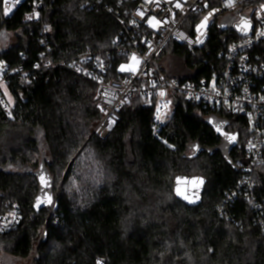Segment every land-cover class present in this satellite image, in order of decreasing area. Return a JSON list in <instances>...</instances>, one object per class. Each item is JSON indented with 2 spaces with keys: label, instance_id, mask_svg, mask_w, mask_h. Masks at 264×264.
Segmentation results:
<instances>
[{
  "label": "trees",
  "instance_id": "16d2710c",
  "mask_svg": "<svg viewBox=\"0 0 264 264\" xmlns=\"http://www.w3.org/2000/svg\"><path fill=\"white\" fill-rule=\"evenodd\" d=\"M31 2L11 18H4L0 7V36L11 32L17 38L0 52V61L29 67L37 60L43 23L51 25L54 60L74 56L84 46L108 49L122 34L110 13L89 9L81 0H46L42 18L26 22ZM223 27L212 25L202 50L168 43L160 60L174 54L188 73L167 72L161 64L162 70L179 82L209 75L220 64L217 54L240 38L237 30ZM121 59L113 55L108 77H116ZM8 91L13 108L10 117L0 115V139L9 130L21 138L8 149L6 162L29 170H0V211L14 202L22 205L17 227L0 232V250L33 264H98L99 259L103 264H264V223L252 220L255 207L241 192L228 201L242 174L219 151L191 156L194 151L189 149L220 146L223 137L211 120L220 121L226 133L238 134L231 152L236 163L247 140L242 118L212 112L174 93L169 119L155 136L154 104L135 94L116 131L102 139L94 133L102 115L93 80L54 67L28 79L13 77ZM72 161L60 187L64 174L59 178V172H66ZM42 165L50 176L47 190L53 198L57 195L54 211L52 204L34 208L39 192L35 172ZM178 176L207 180L199 205L188 206L176 197ZM252 177L257 182L253 197L262 203L264 165L255 168Z\"/></svg>",
  "mask_w": 264,
  "mask_h": 264
},
{
  "label": "built area",
  "instance_id": "2783aa9c",
  "mask_svg": "<svg viewBox=\"0 0 264 264\" xmlns=\"http://www.w3.org/2000/svg\"><path fill=\"white\" fill-rule=\"evenodd\" d=\"M29 1L0 2L3 17L11 18ZM81 1L89 9L103 8L110 13L122 28L120 37L115 38L108 49L93 51L90 46H84L74 56L54 60V45L49 39L51 25L41 24L38 41L43 49L38 52L37 60L29 67L0 61V115L11 116L13 103L7 99V94L10 95L8 85L13 77L28 79L35 72L62 67L96 83V101L102 118L94 133L102 139L116 131L123 121L124 109L135 94L143 96L148 104H154L152 133L155 136L169 119L174 93L212 112L238 116L245 121L247 140L244 155L235 165L239 169H251V173L242 174L228 201H233L237 192L244 193L256 209L252 220L263 224L264 202L253 197L257 182L252 173L264 165V0H232V6L228 5V0ZM45 2L32 0L24 20L42 18ZM178 3L180 7H176ZM6 6H12L8 16L3 14ZM198 15L201 16L198 20L191 18ZM29 16L33 18L28 19ZM235 20L243 26L241 30L235 28ZM214 23L220 27L230 25L229 29L237 30L240 35L217 54L219 66L198 81L179 82L170 78L160 63L168 43L202 50L210 41ZM114 54L122 59L115 68L116 77L110 78ZM21 57L27 59L25 54ZM122 66L125 71H121ZM56 208L54 203L52 210ZM21 219L22 205L18 202L7 205L5 211H0V232L16 228ZM45 235L43 232L42 239ZM98 261L103 264V260Z\"/></svg>",
  "mask_w": 264,
  "mask_h": 264
},
{
  "label": "water",
  "instance_id": "95a60500",
  "mask_svg": "<svg viewBox=\"0 0 264 264\" xmlns=\"http://www.w3.org/2000/svg\"><path fill=\"white\" fill-rule=\"evenodd\" d=\"M229 26H224L223 29H229ZM211 123L216 127L218 132L223 137V142L220 146H218L215 149L212 150H204L199 145H193L189 149L193 150L194 153L191 154V156L199 155L201 152H208L209 154H214L215 152H221L223 159L225 162L237 173L239 174H249L251 173V169H239L236 167L232 157L231 152L235 146H237L239 137L238 134L234 133H226L225 127L226 124L220 121L211 120ZM229 137H235L234 140L229 139ZM85 146V145H84ZM73 161L70 163L68 169L65 172V175L63 177V180L61 182V186L64 182V179L66 178V175L72 165ZM36 176L38 177L39 181V192L34 202V208L39 211L42 206L44 205H53L54 203H57V195L55 198L51 196V192H48L49 182H50V176L48 174V171L45 169L44 165L41 166L40 170L35 172ZM41 176L44 177V181H41ZM179 181V182H178ZM202 181V183H201ZM207 180L204 177L201 176H195V177H186V176H178L175 179V186L174 191L177 198L182 200L184 203H186L188 206H196L199 205L203 198V193L206 187ZM179 192V194H177ZM50 197V202H49ZM40 200L41 203L39 206H37V200ZM35 257V256H34ZM31 264H33V260L31 261Z\"/></svg>",
  "mask_w": 264,
  "mask_h": 264
},
{
  "label": "rangeland",
  "instance_id": "374dc122",
  "mask_svg": "<svg viewBox=\"0 0 264 264\" xmlns=\"http://www.w3.org/2000/svg\"><path fill=\"white\" fill-rule=\"evenodd\" d=\"M235 28L241 30L243 26L235 20ZM17 43L16 35L11 32H5L0 36V52L7 50L11 46ZM161 64L165 68L167 72L176 73L179 71H183L182 75H187V71L184 69L183 61L174 54L167 53L165 54L161 60ZM7 99H9L10 103L13 102L12 97L7 94ZM117 134V133H116ZM115 134V135H116ZM114 135V136H115ZM21 138V135L16 133L13 130L5 131L2 138L0 139V170H10V171H28L29 169L25 166H21L19 164H15L13 162H6L9 159L8 149L14 145H17L18 140ZM40 141H42V137L39 136ZM43 144V141H42ZM45 150V147H42ZM41 158H39V161ZM51 161V158H49ZM65 175V170H60L59 178ZM60 187H61V179ZM31 263V262H30ZM28 261H23L17 258L10 256L4 251L0 250V264H30Z\"/></svg>",
  "mask_w": 264,
  "mask_h": 264
},
{
  "label": "snow or ice",
  "instance_id": "6c2138e0",
  "mask_svg": "<svg viewBox=\"0 0 264 264\" xmlns=\"http://www.w3.org/2000/svg\"><path fill=\"white\" fill-rule=\"evenodd\" d=\"M0 2H2V3H4V4H7L8 3V0H0ZM22 2V0H15V3L16 4H19V3H21ZM228 5L229 6H232V0H228ZM176 7H180V4L178 3L177 5H176ZM12 12V6H6V7H4V9H3V14H4V16H8L10 13ZM141 15H143V13H140ZM35 15L38 17V13H35ZM33 17L32 16H29L28 17V19H32ZM205 20H207V17L205 18ZM150 23H151V21H150ZM133 59H135V57H133ZM126 69L122 66L121 67V71H125ZM161 95H163V93H161ZM229 139H232V140H234L235 139V137H229ZM41 181L43 182L44 181V177L43 176H41ZM179 182V181H178ZM201 183H202V181H201ZM177 194H179V192L177 193ZM49 202H50V197H49ZM41 203V201L38 199L37 200V206H39V204ZM98 264H100V262L98 261Z\"/></svg>",
  "mask_w": 264,
  "mask_h": 264
}]
</instances>
